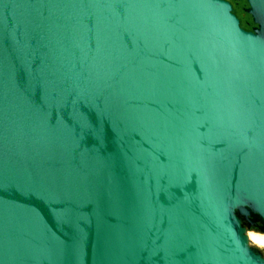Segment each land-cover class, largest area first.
I'll list each match as a JSON object with an SVG mask.
<instances>
[{
  "label": "water",
  "instance_id": "water-1",
  "mask_svg": "<svg viewBox=\"0 0 264 264\" xmlns=\"http://www.w3.org/2000/svg\"><path fill=\"white\" fill-rule=\"evenodd\" d=\"M0 0V264H264V0Z\"/></svg>",
  "mask_w": 264,
  "mask_h": 264
},
{
  "label": "flooded vegetation",
  "instance_id": "flooded-vegetation-1",
  "mask_svg": "<svg viewBox=\"0 0 264 264\" xmlns=\"http://www.w3.org/2000/svg\"><path fill=\"white\" fill-rule=\"evenodd\" d=\"M231 6V11L236 16L238 24L245 30H253L256 24L246 11L248 5L245 0H227Z\"/></svg>",
  "mask_w": 264,
  "mask_h": 264
},
{
  "label": "rangeland",
  "instance_id": "rangeland-1",
  "mask_svg": "<svg viewBox=\"0 0 264 264\" xmlns=\"http://www.w3.org/2000/svg\"><path fill=\"white\" fill-rule=\"evenodd\" d=\"M240 220H241V226L245 230V235L248 240V245L254 248L260 254V256L264 258V246L260 244H256L254 241H252L254 236H260L264 238V231L258 230L257 227V225L260 226L261 223L257 220L256 225H250L242 217H240Z\"/></svg>",
  "mask_w": 264,
  "mask_h": 264
},
{
  "label": "bare ground",
  "instance_id": "bare-ground-1",
  "mask_svg": "<svg viewBox=\"0 0 264 264\" xmlns=\"http://www.w3.org/2000/svg\"><path fill=\"white\" fill-rule=\"evenodd\" d=\"M256 244H260L264 246V238L260 236H254L253 240Z\"/></svg>",
  "mask_w": 264,
  "mask_h": 264
}]
</instances>
